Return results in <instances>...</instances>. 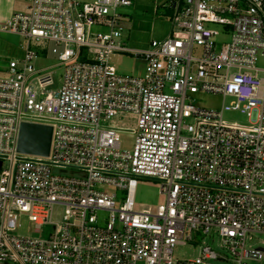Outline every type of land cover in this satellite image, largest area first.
I'll use <instances>...</instances> for the list:
<instances>
[{"label":"built area","instance_id":"built-area-1","mask_svg":"<svg viewBox=\"0 0 264 264\" xmlns=\"http://www.w3.org/2000/svg\"><path fill=\"white\" fill-rule=\"evenodd\" d=\"M27 2L0 28L24 41L0 77V264L229 261L211 247L175 257L212 231L231 262L260 264L264 249L248 243L264 236V0H170L168 36L139 50L122 40L131 0ZM50 44L58 90L35 67ZM120 54L140 58L144 75H119ZM198 94L234 101L218 111ZM231 110L248 124L225 121ZM120 112L137 128L106 125ZM22 123L53 128L48 157L17 152ZM140 180L159 183L164 203L136 210ZM22 216L52 231L17 235Z\"/></svg>","mask_w":264,"mask_h":264},{"label":"rangeland","instance_id":"rangeland-1","mask_svg":"<svg viewBox=\"0 0 264 264\" xmlns=\"http://www.w3.org/2000/svg\"><path fill=\"white\" fill-rule=\"evenodd\" d=\"M130 7L120 10L119 13L126 19L132 21L135 25L134 28H140L146 33L141 39V37H135L134 32H129L124 26L122 32V40L131 47L129 39L135 42L137 40L138 44L144 45L142 48H148L153 40H163L156 35L151 36L150 31L155 26L157 33H161L160 30L164 28L162 26V18L153 15L152 8L141 11L139 8L136 13H130ZM157 13L160 15L164 13L163 8H159ZM144 14V15H143ZM141 16H144V20H140ZM171 15H169L170 17ZM168 24V29H169ZM2 25L0 24V28ZM170 30V29H169ZM168 31L165 28V32ZM227 40H224L226 42ZM131 42V41H130ZM146 42V43H145ZM24 41L13 34L0 32V77L6 76V71L8 68V63L12 59H21L24 53L23 49ZM54 44H50L46 55H41L40 59L35 62L36 69H49L53 73L54 85L50 87V90H58L62 83V75L64 72V67L60 66L57 60V56L52 54V49ZM61 50V48H60ZM199 55V49H196L195 56ZM112 64L116 67L118 74L122 76L131 77H142L144 75L145 64L144 62L132 54H120L112 58ZM232 98H227L223 100L222 96H214L207 94H198L195 96V103L201 106L216 109L218 111L222 110L223 106H231L233 103ZM223 119L228 122H236L240 124H248V117L246 114H242L239 110L223 111ZM110 127H114L121 130L130 131L136 129V119L133 115L126 112H120L116 117L112 118L106 123ZM132 134L125 132L122 135L123 148L129 149L133 142ZM165 197L160 193V184L154 181L140 180L135 192V209L141 210L147 208L148 206L156 208L158 205L164 203ZM102 220L107 221L108 215H100ZM35 224L28 220L27 216H22L17 222L16 234L24 237H41L46 236L52 231V228H43L40 233L35 232ZM196 241L193 244H187L185 246H177L175 249V257L180 259H187L191 257H198L200 253V248L211 247L212 250L218 255L226 256L229 261L220 260H206V264H234L230 260L232 257L225 252L220 246V238L217 231H212L209 236L203 235L201 232L199 234L194 233ZM252 240L249 241L248 245L253 247H259L264 249V236L261 235H251ZM264 264V260L260 263Z\"/></svg>","mask_w":264,"mask_h":264},{"label":"crops","instance_id":"crops-1","mask_svg":"<svg viewBox=\"0 0 264 264\" xmlns=\"http://www.w3.org/2000/svg\"><path fill=\"white\" fill-rule=\"evenodd\" d=\"M131 1H132V6L129 9L130 13H136L138 8L141 11L152 8L153 15L162 18L161 19L163 20L162 26H164V28L160 30L161 33H157V30H155V26L153 25V28L151 29L149 34H151V36L156 35L161 39H165L168 36L170 29V25L168 29L170 10L167 9L165 5L167 6L170 0H131ZM27 7H28L27 0H0V24L3 26L12 17V15L19 12H25L27 10ZM160 7L164 9V13H161L159 15L157 11ZM144 18H145L144 16H141L140 20H144ZM126 20L127 21H124V26L126 30H128L129 32H134L136 38L141 37V39H143L142 37L145 34H148V32L146 33V31L140 28L135 29L134 28L135 25L132 23V21L128 19ZM165 28L168 31L165 32ZM129 43H131V47L128 45V43H125L127 47L136 50L143 49L142 47L145 45V44L144 45L138 44L137 40L133 42L130 39H129Z\"/></svg>","mask_w":264,"mask_h":264},{"label":"water","instance_id":"water-1","mask_svg":"<svg viewBox=\"0 0 264 264\" xmlns=\"http://www.w3.org/2000/svg\"><path fill=\"white\" fill-rule=\"evenodd\" d=\"M53 128L49 125L22 123L19 130L17 152L48 157L52 146Z\"/></svg>","mask_w":264,"mask_h":264}]
</instances>
